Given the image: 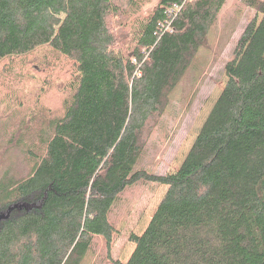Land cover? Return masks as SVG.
Instances as JSON below:
<instances>
[{"label": "trees", "instance_id": "trees-1", "mask_svg": "<svg viewBox=\"0 0 264 264\" xmlns=\"http://www.w3.org/2000/svg\"><path fill=\"white\" fill-rule=\"evenodd\" d=\"M150 1L0 0V30L42 9L63 17L22 67L39 70L43 56L69 67L54 109L39 96L19 117L8 108L14 99L0 98V147L19 142L28 164L26 175L0 172V264H85L99 240L110 264H264V0H238L255 16L183 162L164 175L139 165L144 122L227 0H159L144 10ZM151 183L166 187L158 207L130 236L127 261L110 262L124 195Z\"/></svg>", "mask_w": 264, "mask_h": 264}, {"label": "rangeland", "instance_id": "rangeland-1", "mask_svg": "<svg viewBox=\"0 0 264 264\" xmlns=\"http://www.w3.org/2000/svg\"><path fill=\"white\" fill-rule=\"evenodd\" d=\"M254 16L255 12L238 0H227L203 44L189 58L182 78L169 90L158 108L160 110L144 122L140 138L141 167L163 175L179 168L226 83V62L233 58L237 41ZM62 18L42 9L14 20L8 28L0 30V98H13L8 108L14 106L13 111L19 117L20 107L23 104L30 107L32 100L39 96L53 109L62 99V84L69 75L67 65L50 66L47 57L43 56L44 61L38 59L36 66L46 71L32 68L33 63L22 67L27 54L41 55L58 31ZM111 31L118 33L115 26ZM29 74L33 79L24 78ZM2 104L0 120H4L6 113ZM19 145L18 142L17 146L11 147L6 140L2 143L0 172L9 168L20 175L27 174L28 164ZM165 191V186L156 183L134 186L127 191L114 215L120 235L112 245L110 262L127 261L134 249L130 236L144 231ZM105 257L104 243L99 240L84 263L110 264Z\"/></svg>", "mask_w": 264, "mask_h": 264}, {"label": "crops", "instance_id": "crops-1", "mask_svg": "<svg viewBox=\"0 0 264 264\" xmlns=\"http://www.w3.org/2000/svg\"><path fill=\"white\" fill-rule=\"evenodd\" d=\"M158 1L159 0H151L149 3H144L143 4L144 10H146L148 8H153L157 4Z\"/></svg>", "mask_w": 264, "mask_h": 264}]
</instances>
